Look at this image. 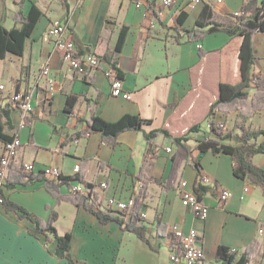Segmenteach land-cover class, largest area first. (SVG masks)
Here are the masks:
<instances>
[{
  "label": "crops",
  "instance_id": "obj_1",
  "mask_svg": "<svg viewBox=\"0 0 264 264\" xmlns=\"http://www.w3.org/2000/svg\"><path fill=\"white\" fill-rule=\"evenodd\" d=\"M141 1L138 7L136 0H68L69 8H66L60 0H0V21L7 28L15 25L14 14L19 8L28 13L35 3L42 11L24 55L8 53L0 61V83L7 87L0 91V106L12 103L10 94L13 91H30L34 102L31 120L26 125H21V111L14 103L8 104L9 120L2 119L3 133L21 140L12 165L20 168L31 163L32 173L46 167H59L61 174L75 176V165L82 164L84 183H107L96 191L102 207L105 198L128 199L138 192L141 182L135 175L144 161L147 147L144 132H123L116 144L105 143L97 132L78 141H66L68 135L85 127L83 121L89 119L93 111L107 121H117L128 113L138 114L152 120L144 127L146 131L168 125L180 132L205 113L209 104V80L218 82L220 64L225 58L232 56V69L234 75L237 74V40L227 45L231 36L225 31L209 33L203 41L197 42L189 40L181 31L183 36L178 40L174 20L184 11L187 17L183 29L196 28L198 20L203 24L209 21L232 23L233 13L242 10L248 0H223L214 4L173 0L170 6L160 5V0H155L160 22L148 12V0ZM54 19L67 24L75 33L76 41L89 47V52L114 53L124 75V88L132 93L131 99L111 93L105 74L109 63L104 61L101 68L92 73V79L84 78L69 66L47 35ZM123 25L128 27L125 43L121 52H114ZM200 45L207 52L202 58ZM225 45L223 51H218ZM255 46L259 57L254 71L264 74L263 32L256 34ZM45 64L58 79L59 90L53 95L47 94L45 78L40 74ZM70 94L79 96L72 115L65 110ZM178 99L179 106L173 108L171 104ZM216 118L223 119L220 113ZM251 123L264 128V110L258 112ZM203 128L207 130L205 123ZM200 137L201 134H193L188 144L196 145L195 140ZM263 140L261 136L259 141ZM156 143L162 147L149 173L163 184L148 185L149 195L141 210L147 215L144 219L150 229V243L124 230L116 221L102 223L83 207L66 200L58 201L43 182L18 185L6 190L7 195L42 219L48 218L51 209H56L59 214L56 229L59 234L72 232L71 253L79 264H169L170 241L166 233L171 223L199 232L204 257L196 264H230L217 259L219 246L241 253L254 239L258 240L261 253L248 264H264L263 188L237 177L230 155L211 151L198 154L203 173L211 177L212 183L217 181L220 189L230 192L223 204L216 195L207 192L202 197L207 215L199 219L182 204L178 191L182 179L195 190V168L185 159L174 167L172 156L177 146L162 134L158 135ZM169 145L171 153L166 152ZM3 149L4 142L0 140V155ZM253 162L264 168V153L255 154ZM77 181L75 179L72 184L76 185ZM69 191L66 186L61 189L64 194ZM65 213H69L72 222L69 227L60 229L59 222ZM158 219L162 223L160 226ZM30 226L28 220H20L15 212L6 211L0 201V264H69L66 259L52 254L55 243L50 242L54 246L50 249L44 234H30Z\"/></svg>",
  "mask_w": 264,
  "mask_h": 264
},
{
  "label": "trees",
  "instance_id": "obj_2",
  "mask_svg": "<svg viewBox=\"0 0 264 264\" xmlns=\"http://www.w3.org/2000/svg\"><path fill=\"white\" fill-rule=\"evenodd\" d=\"M64 7L69 8L68 0H60ZM155 0L147 2V9L157 20L161 21V16L155 9ZM42 16L41 9L33 3L28 13H24L22 8H19L14 14L15 25L12 28H7L0 21V61L5 59L8 53L18 56H23L27 43L31 38L33 30ZM187 17L184 11L179 12L175 18V29L177 30V39L183 35V31L189 40L203 41L207 34L215 31H225L231 39L227 43L237 40L238 47L236 49L235 60L237 61V74L234 75L232 69V56L225 58L223 64H220L218 82L214 83L213 79L209 80L208 99L209 104L205 113L197 120L192 122L184 130L175 132L168 125H163L160 128L146 131L144 127L152 123L151 119L144 118L138 114H125L117 121H107L101 115L93 111L89 119L84 120L85 127L67 136L66 141H78L80 138L90 135L91 133H100L105 143L116 144L119 136L126 131H142L144 132L147 147L145 151L144 161L141 164L140 170L135 177L141 182L138 192L133 196L134 203L131 206L130 214L113 211L109 208L102 207V202L93 189L92 183H84V169L80 164V170L75 176H66L59 174L56 177H47L43 170L32 173L25 170L22 165L16 168L12 162L7 168V175L4 181H1L0 176V201L6 211L16 213L18 219L28 220L31 224L29 228L30 234L39 236L44 234L48 243L54 242L55 248L52 254L64 258L69 264H79L72 256V232L59 234L55 222L58 219L56 209H51L47 219H42L23 205L13 201L7 195L8 189L16 188L18 185H29L37 182H43L44 187L52 195L58 198V201L66 200L77 207H83L88 212L93 213L102 223L111 221L118 222L124 230L134 232L140 239L150 243V229L145 223L142 213L144 200L148 197V185L150 183L163 184L160 180L149 173L154 159L157 156L158 150L162 144L156 143L158 135L162 134L170 142L177 146L176 152L172 156L174 167H178L182 160H187L195 168L197 172V182L195 191L202 197L207 192H212L219 199L221 204L224 201L221 199L220 186L217 181L212 185L203 184L204 177L202 164L198 158V154L206 152L228 154L232 158L233 172L242 179H248L250 182L261 186L264 190V168L256 165L253 162V156L258 153H264V140L259 141L261 136H264L263 128H253L251 119L260 111L264 110V74L254 71V65L259 57L258 50L255 46V36L258 32L264 33V0L261 3L258 0H248L242 7V14L235 16L233 14L232 23H219L209 21L203 24L201 21L196 22V28L191 30L183 29V24ZM68 39L74 40L78 52L77 56L85 55L90 48L79 44L76 41L75 33L67 24ZM207 27V29H204ZM128 27L123 25L120 29L119 37L115 46L114 52H121ZM221 47L218 51H223L227 46ZM200 57L202 58L207 52L200 45ZM64 56V52L61 51ZM95 53V52H94ZM101 61H106L115 71L117 77L123 80L124 75L118 66V60L114 57V53H105L98 55ZM101 65L97 67L100 69ZM92 73L87 72L83 75L84 78H93ZM79 100L76 94H70L67 97L65 110L72 115L75 106ZM11 105L12 103H8ZM0 106V140L4 143L12 140L15 136H8L3 133V118L9 120V105ZM173 108L179 106V99L171 104ZM218 111L231 113L236 112V120L233 128L225 132L219 123L214 122V118ZM212 118L211 125L208 130L203 128V124ZM31 117L26 118L29 123ZM26 123V124H27ZM193 134H201L199 139H196V145L192 147L188 142ZM2 158L0 155V171H2ZM75 179L83 182L86 189L84 192H74L72 181ZM68 187V193H62V187ZM162 223L158 219V226ZM159 234V233H158ZM157 236H160L158 235ZM177 246L171 242L170 249ZM260 246L258 240L254 239L244 251L239 253L236 250H231L229 247L221 245L217 251V259L224 263L230 264H248L251 260L260 255Z\"/></svg>",
  "mask_w": 264,
  "mask_h": 264
},
{
  "label": "built area",
  "instance_id": "obj_3",
  "mask_svg": "<svg viewBox=\"0 0 264 264\" xmlns=\"http://www.w3.org/2000/svg\"><path fill=\"white\" fill-rule=\"evenodd\" d=\"M195 2H203L208 4L221 3L223 0H194ZM173 0H160V5L170 6ZM137 6H141L142 1L136 0ZM235 16L242 14V10L235 11L233 13ZM68 30L66 25L60 19H54L51 21L48 29L47 35L53 40L54 48L59 51L64 52L63 58L68 61L69 66L79 72V74L84 75L87 72L93 73L99 65L104 62L94 52H88L85 55L77 56L78 52L77 45L74 40L68 39ZM106 62V61H105ZM108 63V62H107ZM41 76L45 78L44 87L47 90V94L53 95L59 90V83L57 77L52 73V70L48 64H45L40 72ZM106 76L110 81L111 93L115 96H120L125 99H131L132 93L124 88L123 80L117 77L115 71L109 64L106 69ZM5 84L0 83V91L6 90ZM10 100L14 103L21 111L22 123L21 125H26V118L31 117L34 111L33 95L30 91L17 92L13 91L10 94ZM212 118L206 121L205 126L207 130L211 125ZM214 122L218 123L217 118H214ZM21 146V140L18 136L14 137L12 140L4 143L3 158H2V171H0L1 181H4L7 175V168L9 164L16 157L19 147ZM166 152H172V146L166 147ZM25 170L28 172L33 171L34 167L31 163H26L23 165ZM80 170V164L77 163L74 167V173H78ZM44 173L47 177H56L61 171L59 167H46ZM76 185H73L74 192H84L89 189L81 181H77ZM203 184H211V177L204 175L201 181ZM107 186L106 182L93 184V189L103 188ZM178 191L181 196L182 204L188 208L196 217L199 219H204L207 215V206L204 204L202 199L194 190L190 188L186 180L182 179L178 183ZM230 196V192L227 189H223L221 192V199L227 200ZM134 203V198L130 197L128 199H121L119 197L113 196L104 199V207L109 208L113 211L122 212L129 215L131 206ZM143 217L146 215L142 214ZM264 229H261L263 232ZM167 238L170 243L174 242L177 244L174 248L170 249L169 252V264H196L200 262L204 257V250L202 247V240L199 232L195 228H185L179 223H171L167 227Z\"/></svg>",
  "mask_w": 264,
  "mask_h": 264
},
{
  "label": "rangeland",
  "instance_id": "obj_4",
  "mask_svg": "<svg viewBox=\"0 0 264 264\" xmlns=\"http://www.w3.org/2000/svg\"><path fill=\"white\" fill-rule=\"evenodd\" d=\"M101 71L104 73L105 72V69L102 68ZM100 78H101V81H102L103 80V77L101 75H100ZM217 113H220L222 115V117H223V119L219 118L217 120H218V123L222 126L224 133L230 131L233 128V125H234L235 120H236V112L235 111L231 112V113H233L232 115H230L231 113H227V112H224V111H218ZM252 127L253 128H257V127H254L253 124H252ZM192 143H194V141H192ZM194 146L195 145H193L192 147H194ZM146 216L147 215L144 216L145 219H146ZM71 222L72 221L70 219L69 213H65V214L62 215V217L60 219L59 228L61 229V228H64V227H69L71 225ZM48 247L50 249H53L54 248V246L52 245V243H50L48 245Z\"/></svg>",
  "mask_w": 264,
  "mask_h": 264
}]
</instances>
